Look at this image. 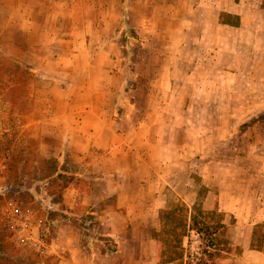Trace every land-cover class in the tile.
Here are the masks:
<instances>
[{"label": "rangeland", "instance_id": "rangeland-1", "mask_svg": "<svg viewBox=\"0 0 264 264\" xmlns=\"http://www.w3.org/2000/svg\"><path fill=\"white\" fill-rule=\"evenodd\" d=\"M66 96L115 105L112 123L128 102L155 117L167 103L145 133L195 169V190L160 212L178 255L187 241L264 264V0H0V264H102L117 240L106 180L138 183L140 167L104 171L115 125L93 136L53 110Z\"/></svg>", "mask_w": 264, "mask_h": 264}, {"label": "crops", "instance_id": "crops-1", "mask_svg": "<svg viewBox=\"0 0 264 264\" xmlns=\"http://www.w3.org/2000/svg\"><path fill=\"white\" fill-rule=\"evenodd\" d=\"M237 6L240 7V5ZM199 7L195 11H201L202 8ZM238 8L232 11L239 13ZM203 10L204 14L211 13L209 7H205ZM219 13L222 12L219 11ZM242 19L244 18L242 17ZM163 75L160 77H165ZM186 75L183 78H186ZM145 91L146 95L150 94L147 89ZM67 97L69 98H56L60 109L58 106H54L53 110H60L59 115H65L67 118L72 117L78 121L77 124L82 128L93 127V136L98 135L101 139L102 127L107 125L109 119L110 128L112 124L115 125L112 132L117 142L108 152V156H103L105 161L101 168L104 171H120L122 175L128 177L131 175L130 170L140 167L137 173L138 183L114 184L111 178L106 180L107 195H116V197L114 203L110 205L113 208L103 209V211L106 210L109 216L108 223L116 235L119 247L117 251L108 256L102 255V264H186L187 241L183 244L186 249L185 253L180 257L176 252L178 247L172 245V234L165 231V220L161 217L160 212L168 208L173 197L174 199L179 196L183 197L186 191L190 196V193L195 190L192 188L194 182L190 181L195 169L190 167V162L181 160L182 154L181 157L179 154L174 155L172 142L156 138L157 135H154L150 140L145 133L146 127H159L165 123L163 118L168 104L161 101L156 102V105L152 106V113L157 112L155 117L153 114L151 116L145 113L148 112L147 108L141 107L138 111L137 104L128 102V108L122 109L117 121L114 120L112 123L113 117L117 115L115 105L96 104L92 108L86 109L80 106L76 108L71 97ZM61 102H65L66 106L62 107L63 103ZM129 111L139 112V117L133 118ZM90 118L93 119V123L89 122ZM120 123L127 124L128 127L138 126L136 132L139 139L130 138L127 136V132H118L116 128ZM133 135L137 136V134ZM100 139L93 140L99 147L102 146V144H98V141L101 142ZM107 160H111V162H107ZM145 164L147 166H144ZM142 168L143 171L140 172ZM143 173L144 176H147L146 178ZM103 198L100 196L96 202ZM143 199L146 202H143ZM189 220L191 221V216ZM250 252L253 255H260L255 254L260 251L254 249H251Z\"/></svg>", "mask_w": 264, "mask_h": 264}, {"label": "trees", "instance_id": "trees-1", "mask_svg": "<svg viewBox=\"0 0 264 264\" xmlns=\"http://www.w3.org/2000/svg\"><path fill=\"white\" fill-rule=\"evenodd\" d=\"M127 31L130 32V31H135V30L129 24H127ZM262 115H264V113ZM191 228L193 229L195 227H191ZM104 245L107 248V251L105 252V254L110 255L113 252L118 250L119 242H118V240H113L112 242H110L109 239L106 238ZM172 245H174V244H172ZM210 246L211 245H209V247ZM185 250H186L185 247L182 245V251L183 252L179 254L180 257L184 255ZM207 251H209V250H205L204 253H202L201 256H196V255H194L195 253L192 252V250L188 249V258H187L186 264H219V263H217V262L215 263L213 261L214 257L217 254H215L212 251H209L208 253H206ZM218 255L220 257L221 253H218ZM169 257H171V256H169ZM169 257H167V258H169Z\"/></svg>", "mask_w": 264, "mask_h": 264}]
</instances>
